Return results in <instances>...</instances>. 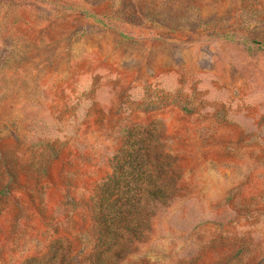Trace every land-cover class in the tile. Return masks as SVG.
<instances>
[{"label": "rangeland", "instance_id": "rangeland-1", "mask_svg": "<svg viewBox=\"0 0 264 264\" xmlns=\"http://www.w3.org/2000/svg\"><path fill=\"white\" fill-rule=\"evenodd\" d=\"M181 168L133 257L264 264V0H0V264L87 245L120 130Z\"/></svg>", "mask_w": 264, "mask_h": 264}, {"label": "trees", "instance_id": "trees-1", "mask_svg": "<svg viewBox=\"0 0 264 264\" xmlns=\"http://www.w3.org/2000/svg\"><path fill=\"white\" fill-rule=\"evenodd\" d=\"M164 132L157 120L124 125L110 172L88 198L87 245L75 250L59 235L43 255L21 264H145L133 257L149 241L162 209L181 197V168L167 150Z\"/></svg>", "mask_w": 264, "mask_h": 264}]
</instances>
